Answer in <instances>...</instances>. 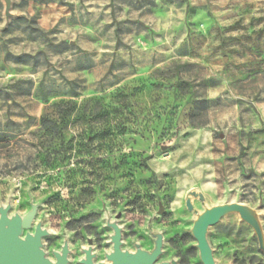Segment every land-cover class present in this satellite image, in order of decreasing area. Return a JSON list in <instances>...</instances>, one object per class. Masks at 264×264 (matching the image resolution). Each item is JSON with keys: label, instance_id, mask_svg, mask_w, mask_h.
<instances>
[{"label": "rangeland", "instance_id": "rangeland-1", "mask_svg": "<svg viewBox=\"0 0 264 264\" xmlns=\"http://www.w3.org/2000/svg\"><path fill=\"white\" fill-rule=\"evenodd\" d=\"M232 204L215 264H264V0H0V216L49 261L112 264L117 226L204 264Z\"/></svg>", "mask_w": 264, "mask_h": 264}, {"label": "water", "instance_id": "water-1", "mask_svg": "<svg viewBox=\"0 0 264 264\" xmlns=\"http://www.w3.org/2000/svg\"><path fill=\"white\" fill-rule=\"evenodd\" d=\"M7 9H10L12 0H5ZM195 195V194H194ZM190 211L193 210L191 200L188 199L186 203ZM232 211L240 212L243 216L247 213L245 210L237 205L232 204L216 209L213 213L200 218L196 222L195 236L198 241V248L200 250L201 258L204 264H215L207 245L206 234L209 226L215 224L219 216ZM36 217V210L33 209L24 217L9 218L8 208L2 209L0 216V264H54L49 261L43 251L41 250V238L44 233L37 228L35 235H27L21 238L25 229H30ZM115 235L112 237L113 253L108 255V259L112 264H155L156 260L161 254L163 246L162 236L160 235L161 244L156 251L152 253L144 252L137 246L135 254H129L122 250V233L119 227L115 226ZM261 245L263 244L262 233L257 229ZM57 263L67 264L68 250L64 248L62 254H56ZM84 264H94L91 250L86 253V260ZM172 264H176L173 262Z\"/></svg>", "mask_w": 264, "mask_h": 264}, {"label": "bare ground", "instance_id": "bare-ground-1", "mask_svg": "<svg viewBox=\"0 0 264 264\" xmlns=\"http://www.w3.org/2000/svg\"><path fill=\"white\" fill-rule=\"evenodd\" d=\"M7 207H4L3 209H6ZM37 229V228H36ZM36 229H34V230H36ZM33 230V229H32ZM27 234V232L26 231H23V234H22V236H21V238H24L25 237V235ZM161 244V239H160V235L159 234H157L156 236H155V245H154V250L153 251H156L158 248H159V245ZM87 252H89V250H86L85 251V254L87 253ZM92 255H93V253H92ZM94 256V255H93Z\"/></svg>", "mask_w": 264, "mask_h": 264}, {"label": "trees", "instance_id": "trees-1", "mask_svg": "<svg viewBox=\"0 0 264 264\" xmlns=\"http://www.w3.org/2000/svg\"><path fill=\"white\" fill-rule=\"evenodd\" d=\"M22 58H23V57H18V58H16V59H17V60H22Z\"/></svg>", "mask_w": 264, "mask_h": 264}]
</instances>
